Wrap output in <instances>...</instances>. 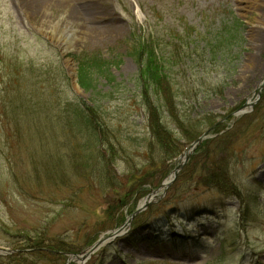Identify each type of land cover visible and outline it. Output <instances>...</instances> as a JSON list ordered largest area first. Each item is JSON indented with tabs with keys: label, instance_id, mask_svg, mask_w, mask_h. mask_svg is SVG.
Wrapping results in <instances>:
<instances>
[{
	"label": "rangeland",
	"instance_id": "1",
	"mask_svg": "<svg viewBox=\"0 0 264 264\" xmlns=\"http://www.w3.org/2000/svg\"><path fill=\"white\" fill-rule=\"evenodd\" d=\"M233 21L241 48L209 59L203 40ZM133 36L157 54L189 45L172 68L182 132L167 157L150 146ZM95 53L115 77L96 101L118 150L112 186L91 159L100 145L66 131L74 99L91 105L72 86L77 58ZM263 78L264 0H0V264H264Z\"/></svg>",
	"mask_w": 264,
	"mask_h": 264
},
{
	"label": "trees",
	"instance_id": "2",
	"mask_svg": "<svg viewBox=\"0 0 264 264\" xmlns=\"http://www.w3.org/2000/svg\"><path fill=\"white\" fill-rule=\"evenodd\" d=\"M187 35L188 34L185 36ZM134 40L135 38L133 36L130 40L131 46L127 54L138 64V72L133 81L142 100V103L140 104L147 112V123L150 130L149 134H151L152 139L150 146L152 148L158 147V149L163 152V156L167 157V153L171 148L170 144H173L175 141V133L178 130L182 132L181 122H179L181 116L179 113H175V108L178 106L176 100L179 101L183 95L177 92L174 88L173 81L171 80L176 77L175 74H177L172 68H178L180 66L178 65V62H181L184 59H189V55H186L185 58L184 48L186 40L181 42L179 39L178 41L176 40L173 42L178 45L177 47L176 44L173 46V50L176 51L173 54L169 53L170 51L164 52V54H157V44L153 41L147 40L146 42H141L137 40L134 42ZM188 41H191L190 38ZM203 43H205L204 51L209 59L214 60L217 56V58L221 59L225 55L224 53L227 52L229 54L232 50H238L241 48L239 47L241 43L240 25L235 21L230 24L226 23L225 25H222L213 36L203 40ZM188 48L189 45H186V49ZM77 63L78 86H80L85 93L89 94L91 105L81 103L77 98L74 99L73 103L70 104L71 110L65 117V119H67L66 131L72 132L74 137L77 134L78 138L79 136L86 135L84 133H88V135L90 134L89 140L92 141L91 148L100 145V149L93 153L94 155H92L91 159L94 162H98L94 164L95 166L101 167L100 172L96 174L97 177H101L105 185L112 186L110 182V180L113 181L111 172L115 174L114 167L116 166L114 165V161L117 159L118 150L114 145L113 140H111L112 138L110 135H112V132L108 130L103 117L98 113L99 106L96 102L97 100H105V97L108 95V93H102V90L98 88V84L102 81H104L105 84L101 85L115 83V77L111 71L112 64L111 61H107L103 56L96 53L93 56L84 54L83 56L78 57ZM62 76L65 77L63 72ZM27 81L30 82L29 80ZM114 87L115 85L113 84L111 90L114 89ZM28 88L29 85L23 87L27 92ZM21 95L22 93L20 96ZM23 96H27L25 92H23ZM100 96L101 98H99ZM160 108L165 110L162 111ZM166 112L169 113L166 118L170 119L172 122L173 129H168L162 124ZM14 125V128L19 129L15 122ZM17 132L18 131L15 130V133ZM191 139V137H188V140ZM26 140L29 142L30 137L26 138ZM8 141L9 138L7 137L5 140L7 145L9 144ZM20 143L22 146L25 145L24 138ZM86 148H90V145H87ZM148 150L147 152L149 153L147 154L146 152L147 155L151 152L149 148ZM150 157L151 154L148 158ZM168 160H170V158ZM137 176L138 175L133 173L131 176L132 180H136ZM141 184L142 183H140V186ZM140 186L138 187L140 188ZM124 205H126V202L122 201L110 205V208L107 210L108 215L114 210L116 212L117 209H121Z\"/></svg>",
	"mask_w": 264,
	"mask_h": 264
},
{
	"label": "water",
	"instance_id": "3",
	"mask_svg": "<svg viewBox=\"0 0 264 264\" xmlns=\"http://www.w3.org/2000/svg\"><path fill=\"white\" fill-rule=\"evenodd\" d=\"M71 81H72V86H73V89L74 90H81L80 86H78V80H77V73L75 72L72 76H71ZM264 85V78L262 79V81L260 82L259 84V89H261V87ZM204 139V136H201L200 138H198L195 143H193L190 147V149L193 147H195L199 142H201L202 140ZM189 153V152H188ZM184 157H187V154L184 156ZM179 168H176L174 171H173V177L175 178V175L177 174V170ZM168 180V181H167ZM162 185H161V189H163L165 191V188H167V186L170 185V183L172 182L173 178L170 177L169 179H167ZM156 196V191H152L151 194H149L141 203V205L136 209V211L126 220V222L123 224L122 227H120L118 230L112 232V236L109 238V239H112L114 237H117L121 234L124 233V231L129 228L130 226V223L133 219V217L136 215V214H139L141 213L142 211L145 210V208H147V206L151 203V201L153 200V198ZM106 241V240H105ZM103 240H98L96 242H94V244L88 249V251L86 253H84V255L81 257V262L84 260V259H87L88 257L91 256V254L100 247ZM105 243V242H104ZM6 250H2V252H5ZM76 257V256H75Z\"/></svg>",
	"mask_w": 264,
	"mask_h": 264
},
{
	"label": "bare ground",
	"instance_id": "4",
	"mask_svg": "<svg viewBox=\"0 0 264 264\" xmlns=\"http://www.w3.org/2000/svg\"><path fill=\"white\" fill-rule=\"evenodd\" d=\"M167 181H168V180H167ZM142 203H143V202H142ZM111 236H112V235H111ZM111 236H109L108 238H105V237L101 238V240H103L102 243L107 242ZM105 240H106V241H105Z\"/></svg>",
	"mask_w": 264,
	"mask_h": 264
}]
</instances>
